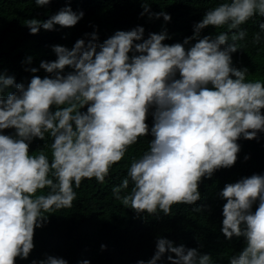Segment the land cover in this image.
I'll return each instance as SVG.
<instances>
[{"label":"clouds","instance_id":"clouds-1","mask_svg":"<svg viewBox=\"0 0 264 264\" xmlns=\"http://www.w3.org/2000/svg\"><path fill=\"white\" fill-rule=\"evenodd\" d=\"M49 3L35 0L38 7ZM141 7V17L172 19L152 11L148 0ZM84 15L66 5L25 25L38 34L75 26ZM254 17H264V0H220L193 24L191 36L173 44L164 43L166 28L146 35L142 25L101 42L92 25L71 48L52 45L55 60L39 67L31 66V55L22 61L33 74L27 82L0 73V264L27 259L49 214L71 208L83 180L105 183L141 137H152L149 147L113 187L114 197L138 216L156 219L170 216L177 204L208 209L198 204L201 183L236 163L241 137L264 132V81L248 79V68L235 66L232 55L242 50L244 26ZM210 26L224 30L202 35ZM259 29L254 44L264 39V20ZM41 69L50 75H36ZM36 139L45 141L51 158L30 151ZM217 195L225 201L221 233L243 241L228 264H264V174L226 183ZM200 247L157 235L154 255L136 264H214ZM31 264L69 262L46 254Z\"/></svg>","mask_w":264,"mask_h":264},{"label":"trees","instance_id":"trees-1","mask_svg":"<svg viewBox=\"0 0 264 264\" xmlns=\"http://www.w3.org/2000/svg\"><path fill=\"white\" fill-rule=\"evenodd\" d=\"M148 2L152 11L168 12L171 21L165 22L163 17L152 20L147 16L141 17L142 0H50L45 7H38L35 0H0V73L14 75L17 83L27 82L33 74L25 71L26 65L22 61L31 55V66L39 67L41 60H55L52 45L71 48L77 39L83 38L84 33L94 30L92 25L97 26L95 30H98L101 42L116 30H130L142 25L146 35L166 28L170 38L164 43H182L193 34V24L220 0ZM66 5L85 13L75 26L57 25L54 30L41 29L38 34H32L25 25L31 18L47 19ZM261 20L264 17H254L244 26L247 36L239 42L242 50L232 55L235 66L248 68V79L264 81V39L259 44L252 42L260 31ZM223 30L210 26L203 30L202 35H215ZM261 35L264 36V33ZM36 75L43 77L50 74L41 69ZM147 122L151 126V116ZM13 131L6 130L9 134ZM151 138L150 135L141 137L130 146L125 157L113 165L105 183H98L95 178L83 180L80 188L75 189L77 198L72 207L49 214L44 226L35 230V248L30 256L27 259L17 258L16 264H31L33 260L45 258L46 254L61 256L69 264H79L82 260H89L91 264H136L137 260H148L154 255L157 235H163L178 245H202L200 251L209 253L214 264H228L229 257L243 247V241L236 238L229 241L221 233L225 201L217 194L226 183L254 173L264 174V132L255 139L241 137L236 163L231 168L218 169L212 178L201 183L198 204H206L208 209L195 211L194 205L177 204L173 205L170 216L161 214L160 219L138 216L113 195V187L121 183L131 162L148 149ZM45 140L48 145L51 144L50 137L46 136ZM41 150L51 158L45 141L34 140L30 151L39 153ZM101 245H106V248L102 249Z\"/></svg>","mask_w":264,"mask_h":264}]
</instances>
